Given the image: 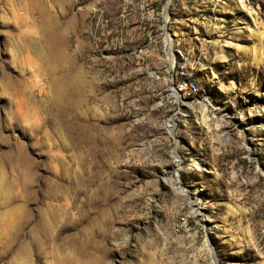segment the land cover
I'll return each mask as SVG.
<instances>
[{"label":"rangeland","instance_id":"374dc122","mask_svg":"<svg viewBox=\"0 0 264 264\" xmlns=\"http://www.w3.org/2000/svg\"><path fill=\"white\" fill-rule=\"evenodd\" d=\"M45 246L264 264V0H0V264Z\"/></svg>","mask_w":264,"mask_h":264},{"label":"clouds","instance_id":"9594fccd","mask_svg":"<svg viewBox=\"0 0 264 264\" xmlns=\"http://www.w3.org/2000/svg\"><path fill=\"white\" fill-rule=\"evenodd\" d=\"M40 253L44 258L45 264H53V261L50 259V257L56 254L54 250L50 251L47 246H45L40 249ZM59 255L62 260H65V262H67L68 258L70 257V252H61ZM9 264H19V262L14 259L12 261H9ZM26 264H33L32 259L29 258L26 261Z\"/></svg>","mask_w":264,"mask_h":264},{"label":"bare ground","instance_id":"6f19581e","mask_svg":"<svg viewBox=\"0 0 264 264\" xmlns=\"http://www.w3.org/2000/svg\"><path fill=\"white\" fill-rule=\"evenodd\" d=\"M254 22V21H253ZM168 37V36H167ZM166 37V38H167ZM165 44L166 45H169L170 46V40H166L165 39ZM167 61H168V63H169V65H170V67L173 65V56H172V54H171V50L169 49L168 50V52H167ZM179 87H181V88H183L184 90L188 87L187 86V84L186 83H183V84H181V85H179ZM174 95H175V98H176V101L177 102H179V95L177 94V93H174ZM199 104H201V102H199ZM201 112H200V114H201V119H202V121L205 123V121H206V116H205V107H204V105H202L201 104ZM172 126H169V131L171 132L172 131Z\"/></svg>","mask_w":264,"mask_h":264},{"label":"built area","instance_id":"2783aa9c","mask_svg":"<svg viewBox=\"0 0 264 264\" xmlns=\"http://www.w3.org/2000/svg\"><path fill=\"white\" fill-rule=\"evenodd\" d=\"M173 93H177L179 97L182 99L185 97L193 98L192 100H195L196 98L193 96V93L191 91L184 90L181 87H177L174 85Z\"/></svg>","mask_w":264,"mask_h":264},{"label":"water","instance_id":"95a60500","mask_svg":"<svg viewBox=\"0 0 264 264\" xmlns=\"http://www.w3.org/2000/svg\"><path fill=\"white\" fill-rule=\"evenodd\" d=\"M171 120V119H170ZM173 129H174V126H173V128H172V132H170V133H173ZM179 163V162H178ZM179 167H178V165L176 164V169H178Z\"/></svg>","mask_w":264,"mask_h":264}]
</instances>
